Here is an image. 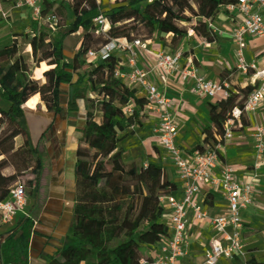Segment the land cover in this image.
<instances>
[{"label":"trees","instance_id":"trees-1","mask_svg":"<svg viewBox=\"0 0 264 264\" xmlns=\"http://www.w3.org/2000/svg\"><path fill=\"white\" fill-rule=\"evenodd\" d=\"M57 1L61 23H42L48 11L41 10L40 18L31 21L30 35L13 33L0 45V200L7 199L15 186H22L29 197L36 192L33 218H19L13 228L0 235V264H27L33 220L38 223L45 197L47 176L40 170L23 108L34 96L40 101L36 111L51 113L54 118L62 113L64 104L67 111L77 112V100L83 110V126L77 129L76 142V152L83 157L77 158L74 172L71 229L75 242L49 257L46 264L149 261L146 248L168 234L166 224L161 222L164 207L160 200L177 196L179 186L169 181L160 164L144 165L140 158L123 161L121 142L133 133L127 129L139 128L147 119L143 110L146 100L137 89L113 77L120 62L118 56L110 55L95 66H88L83 57L111 40L148 41L154 35L168 52L178 49L190 35L213 43L216 36L210 25L220 13L229 16L225 8L236 0H96L98 4L107 2L102 10L86 0ZM98 16H102L107 29L95 36L93 20ZM140 28L144 35L138 32ZM79 33L82 37L78 49L70 55L68 51L66 61L65 42L69 44ZM86 34L92 36L95 48L85 40ZM25 40L26 53L21 51ZM42 64L47 69L38 79L33 78L32 70ZM237 77L235 68L219 73L218 82L222 87L228 85V96L203 105L209 125L201 130L202 141L193 149L214 150L221 145L234 109L239 116L229 128L231 133L248 126L244 106L252 87L246 81L235 82ZM84 83L89 86L82 88ZM128 104L132 110L126 115ZM17 138L20 143L15 146ZM6 165L12 167L11 173L3 172ZM25 172L29 176L23 183H13ZM204 203L210 205L211 197H206ZM237 264L264 262L250 256Z\"/></svg>","mask_w":264,"mask_h":264},{"label":"crops","instance_id":"crops-1","mask_svg":"<svg viewBox=\"0 0 264 264\" xmlns=\"http://www.w3.org/2000/svg\"><path fill=\"white\" fill-rule=\"evenodd\" d=\"M263 11L264 8L261 11V16ZM235 22L233 17L220 13L210 25L216 36L215 42L202 44L193 35L181 42L179 49L185 52L184 59L191 61L201 78L217 82L218 75L222 70L228 71L235 67L236 45L231 35ZM139 33L144 35V29L140 28ZM81 37L82 34L79 33L72 40L68 50L69 55L78 49ZM147 42L151 51H165L157 36L154 35ZM68 45V42H65L64 48L67 49ZM244 58L247 62L255 60L262 63L264 61V39L247 40ZM65 60L69 61L68 58ZM134 64L138 68H145L146 65L149 66V60L145 55H142L135 60ZM119 65L125 71L130 68L127 58L123 55L120 56ZM40 71H43L42 68ZM238 78L247 83V79L243 76L238 74ZM150 79L170 98L171 113L178 130L177 142L182 149L190 150L202 141L201 130L209 125L203 105L216 101L193 97L189 92V83H181L176 78H164L162 73H151ZM83 86L84 84L81 87ZM138 94L142 95L139 90ZM67 99L65 97V103H67ZM70 99L73 101L72 97ZM76 103L79 106L77 112L67 111L64 104L62 113L56 118L51 113L36 111V107L40 104L38 96L30 98L23 107L25 115L42 114L47 119L26 120L39 158L40 170L47 176L45 197L38 215V223L34 227V233L29 241L27 264H46L49 257L75 242L71 229L75 201L74 172L77 158L83 157L76 152V142L79 138L77 129L83 126L82 103L79 100ZM246 117L248 126L241 131L232 133L231 139L222 142L217 151L216 172L224 167H230L239 182H247L250 178L253 146L255 145V136L259 132L264 143V105L258 109L256 114ZM52 122L53 124L49 127ZM150 124L149 119H146L141 127L127 129L126 132L133 131V133H128L121 142L122 159L124 162H129L140 158L144 165L148 163L160 164L165 168L169 181L179 185L177 174L168 160L158 157L155 151L156 145L149 129ZM33 129L40 131L39 135L34 136ZM256 181L254 185L256 201L241 212V253L243 252L244 257L248 255L259 262H264V196H259V191L264 194V167ZM206 197H211L210 205L204 203ZM202 202L207 208L209 218L222 215L227 210L225 197L212 189L202 198ZM35 204L36 202L29 198L26 209L35 208ZM168 213L169 211L165 210L162 215L161 222L163 224L167 222L165 215ZM19 218L21 216L15 217L10 223L0 224V235L13 228ZM187 233V255L181 258L177 264H195V259L201 251L203 252L201 264H204V254L209 250L215 236L209 220L198 223L189 216ZM155 249V246L146 248V255L149 259L154 256ZM247 250L249 252L245 253ZM222 259L227 258H219L216 264H219ZM244 261L246 259L242 262Z\"/></svg>","mask_w":264,"mask_h":264},{"label":"built area","instance_id":"built-area-1","mask_svg":"<svg viewBox=\"0 0 264 264\" xmlns=\"http://www.w3.org/2000/svg\"><path fill=\"white\" fill-rule=\"evenodd\" d=\"M3 0H0V9ZM33 17L40 18V8L34 0H23ZM16 7L21 4L15 3ZM264 0H236L225 8L229 16L236 22L231 31L236 45L235 70L247 79L252 91L246 99L244 106L245 116L256 114L264 105V61L255 60L247 62L244 50L247 40L253 38L264 39V20L261 11ZM94 35L97 36L107 29L102 16L93 20ZM188 38V37H186ZM202 44L205 43L201 40ZM110 55L125 56L130 68L125 71L118 65L113 77L129 88L139 90L146 100L143 108L150 121L149 129L155 141V151L158 157L168 160L177 174L179 192L177 196H168L160 201L165 215L168 234L155 245V254L149 260H140L139 264H177L187 255L188 245V217L201 223L209 220L214 233L211 246L204 254V264H216L221 257L233 258L241 254V212L255 201V189L251 181L239 182L232 168L224 167L216 172L218 162V145L214 150L193 149L186 151L178 142V130L171 113V100L158 86L151 82L150 74L159 72L164 78H176L181 83H189L190 94L198 99L220 101L228 96V85L222 87L219 82L205 80L198 76L197 70L190 60H185L183 51L153 52L148 48V42L133 40L125 43L111 40L96 51L89 50L83 57L88 66H95ZM145 55L149 66L138 68L134 62ZM132 106L128 104L124 113L130 114ZM239 116L234 109L231 118L227 121L222 142L231 139L233 121ZM256 158L252 164L253 170L258 171L264 164V143L259 132L255 136ZM208 188V189H207ZM221 193L227 202V210L222 215L209 218L207 208L202 202L209 190ZM31 198L36 202V192L29 197L22 186H15L9 190V196L0 200V224L10 223L15 217L21 216L32 219L34 210L26 209L27 201ZM201 200V201H200ZM164 213V212H163ZM34 227L37 221L33 220Z\"/></svg>","mask_w":264,"mask_h":264},{"label":"rangeland","instance_id":"rangeland-1","mask_svg":"<svg viewBox=\"0 0 264 264\" xmlns=\"http://www.w3.org/2000/svg\"><path fill=\"white\" fill-rule=\"evenodd\" d=\"M34 1L38 4L40 10L48 11V13L41 20L42 23H48L50 25L61 23L60 9L57 7L58 6L57 0H34ZM15 3L21 4V6L16 7ZM85 3H89L90 5H93V6H99L101 10L107 6L106 1H103L98 4L96 0H86ZM262 16L264 18V11L262 13ZM32 20H33V17L31 16L30 10L26 6L23 5V0H3L2 6L0 9V45L6 43L10 39L11 34L13 33L30 35V25H31ZM138 32H139V29H138ZM52 38L53 40L56 39L55 33H53ZM85 40L90 44L91 48H95V45L92 43L93 42L92 36L90 34L85 35ZM70 42L71 41H69L68 47H70V44H71ZM27 43L28 41L25 40L21 47V51L24 53L28 51ZM68 47L66 49L65 58H68V54H67L69 50ZM41 68L42 70L47 69L45 64L40 65L39 69H33L31 72V75L33 78L38 79L40 77V73L42 72L40 71ZM88 69L89 68L86 67V70ZM234 81L240 82V83L244 82L243 79H240L238 77L235 78ZM88 86H89L88 83H84L83 87H88ZM25 117H26V120H47L43 117L42 114H35V115L26 114ZM39 133L40 131L36 129L32 130V134L34 136L39 135ZM232 133H235V132H232ZM14 143H15V146H18L20 143V138H17L14 141ZM255 158H256V152H255V147L253 146V155L251 159L252 163L250 167V170L252 172L248 180L252 182L253 186L256 184L257 182L256 180L264 167V164H263L258 171L253 170L252 164ZM12 171L13 170L10 165H6L3 169V172L6 174L11 173ZM28 176H29L28 173L25 172L24 174L19 175L13 183L15 182L23 183V181H25L28 178ZM259 192H260L259 196H264L263 192L261 191ZM248 252H249L248 250L245 251V253H248ZM242 253L239 254L238 257L236 256L233 258L222 259L219 261L220 262L219 264H223V263L224 264H237L238 262H242L245 259L247 260L249 256L247 255V257H244ZM202 257H203V252L201 251V253L195 259V264H201L202 259H203Z\"/></svg>","mask_w":264,"mask_h":264}]
</instances>
